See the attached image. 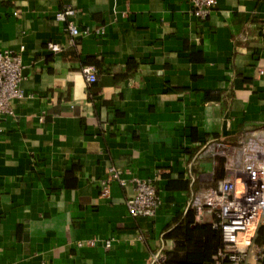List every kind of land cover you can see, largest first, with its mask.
Wrapping results in <instances>:
<instances>
[{
	"label": "crops",
	"instance_id": "crops-1",
	"mask_svg": "<svg viewBox=\"0 0 264 264\" xmlns=\"http://www.w3.org/2000/svg\"><path fill=\"white\" fill-rule=\"evenodd\" d=\"M216 1L199 19L188 0H0V50L23 47L24 90L14 114H0V264H145L175 249L182 234L169 233L215 179L218 155L198 156L205 144L264 137V0ZM64 5L90 34L69 35L55 17ZM85 65L97 70L91 84ZM110 166L126 184L102 198ZM153 177L161 205L130 216L132 179ZM246 238V264H264L252 251L264 245V209ZM202 241L220 237L205 228Z\"/></svg>",
	"mask_w": 264,
	"mask_h": 264
},
{
	"label": "built area",
	"instance_id": "built-area-1",
	"mask_svg": "<svg viewBox=\"0 0 264 264\" xmlns=\"http://www.w3.org/2000/svg\"><path fill=\"white\" fill-rule=\"evenodd\" d=\"M191 3L192 14L199 19H205L214 6L216 0H188ZM17 11H14L16 14ZM75 9L64 5L55 17L66 21V29L72 38L90 34L88 28L80 29L74 22ZM102 32V27L96 28L94 33ZM245 36V35H243ZM47 48L52 51L59 50L56 43H48ZM23 47L17 51L5 48L0 50V114L3 116L14 114V101L24 96L21 88ZM85 82L91 84L96 79V68L93 65L82 67ZM235 148L227 151L221 141H211L205 144L198 154L199 158L206 155L222 156L224 158L225 176L220 180L210 178L209 185L201 186L195 197L186 204V208L193 207L197 220L205 221L204 211L209 210L211 215L209 226L220 237L216 248L215 261L212 264H246L248 248L242 249L241 244L247 241V233L254 229L261 219L264 209V137L248 136L244 142L236 144ZM241 155L247 163L238 159ZM118 168L110 166L106 175L100 180L99 195L109 198L110 185L118 182L125 185L126 181L120 176ZM134 192L126 200L130 216H152L161 205L162 196L155 185V177L148 179L133 178ZM137 240H143L144 234L137 232ZM116 238L110 237L102 240L105 248L111 247ZM95 240L85 242L87 246H94ZM83 242L77 241V246ZM254 258L264 256V245H255L252 249ZM145 264H165V256L158 252L150 253Z\"/></svg>",
	"mask_w": 264,
	"mask_h": 264
},
{
	"label": "trees",
	"instance_id": "trees-1",
	"mask_svg": "<svg viewBox=\"0 0 264 264\" xmlns=\"http://www.w3.org/2000/svg\"><path fill=\"white\" fill-rule=\"evenodd\" d=\"M223 162L224 158L220 156L215 157V179L225 176ZM194 215L195 209L193 207L186 208L183 218L169 233V235L181 233L182 240L176 241L175 249L173 248L165 252L166 261L168 263L188 262L211 264L215 261L217 247H206L203 245L202 241L203 230L205 228L210 229V226L206 223H196Z\"/></svg>",
	"mask_w": 264,
	"mask_h": 264
}]
</instances>
